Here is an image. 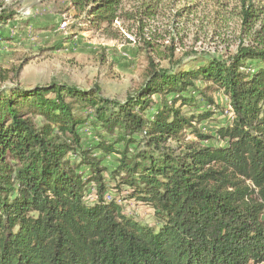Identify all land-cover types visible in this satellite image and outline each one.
<instances>
[{
  "label": "trees",
  "instance_id": "trees-1",
  "mask_svg": "<svg viewBox=\"0 0 264 264\" xmlns=\"http://www.w3.org/2000/svg\"><path fill=\"white\" fill-rule=\"evenodd\" d=\"M122 1L72 0L105 28ZM13 15L0 3V30ZM147 51L123 100L0 89V264H264V43L189 65L169 53L167 67ZM219 92L232 116L205 134Z\"/></svg>",
  "mask_w": 264,
  "mask_h": 264
},
{
  "label": "rangeland",
  "instance_id": "rangeland-1",
  "mask_svg": "<svg viewBox=\"0 0 264 264\" xmlns=\"http://www.w3.org/2000/svg\"><path fill=\"white\" fill-rule=\"evenodd\" d=\"M250 2L258 18L251 28L240 14ZM0 3L14 12L0 30V89L55 81L82 89L97 86L102 96L123 100L142 80L143 40L152 43L154 50L147 53L164 67L169 53L189 65L198 57L226 58L239 47L264 43V0H123L122 18L107 28L91 24L72 0ZM214 94L220 108L215 120L199 124L205 134L232 116L226 97ZM125 208L143 222L155 223L149 208L133 203Z\"/></svg>",
  "mask_w": 264,
  "mask_h": 264
}]
</instances>
